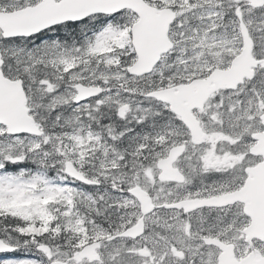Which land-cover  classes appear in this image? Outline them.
Segmentation results:
<instances>
[{
  "label": "snow or ice",
  "instance_id": "6c2138e0",
  "mask_svg": "<svg viewBox=\"0 0 264 264\" xmlns=\"http://www.w3.org/2000/svg\"><path fill=\"white\" fill-rule=\"evenodd\" d=\"M0 264H264V0H0Z\"/></svg>",
  "mask_w": 264,
  "mask_h": 264
}]
</instances>
